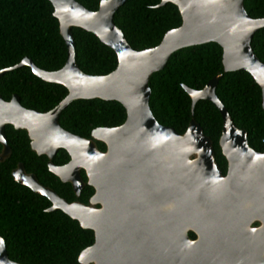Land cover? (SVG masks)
Returning a JSON list of instances; mask_svg holds the SVG:
<instances>
[{"label": "water", "instance_id": "obj_1", "mask_svg": "<svg viewBox=\"0 0 264 264\" xmlns=\"http://www.w3.org/2000/svg\"><path fill=\"white\" fill-rule=\"evenodd\" d=\"M66 45V60L56 70L39 68L29 57L0 68L6 72L29 66L47 82L62 84L66 96L41 112L24 107L19 95H0V162L11 153L5 125L24 129L30 147L46 155L48 170L69 182L76 196L85 183L94 188L88 204L68 202L39 182L18 162L11 174L16 182L51 202L94 232V241L78 255L80 264H264V152L248 145L247 131L238 128L215 88L222 77H211L201 89L182 87L191 98V112L200 99L221 113L218 140L227 159V172L217 165L211 139L194 118L183 133L160 124L149 107V79L176 50L216 42L222 48L224 72L246 70L261 88L264 109V62L251 40L264 27V17L252 18L243 0H160L175 4L181 24L165 32L154 47L135 50L114 23L126 0H100L96 10L76 0H49ZM72 27L94 34L112 48L116 67L107 74H88L75 60ZM116 100L126 111L122 124L99 126L91 137L74 134L59 124L61 111L76 99ZM95 141L105 144L100 150ZM59 148L69 161H51ZM86 174V182L81 176ZM254 222H259L253 226ZM188 231L196 234L190 239ZM0 264H21L8 257L0 236Z\"/></svg>", "mask_w": 264, "mask_h": 264}, {"label": "trees", "instance_id": "obj_2", "mask_svg": "<svg viewBox=\"0 0 264 264\" xmlns=\"http://www.w3.org/2000/svg\"><path fill=\"white\" fill-rule=\"evenodd\" d=\"M90 10L98 8L100 0H76ZM160 0H126L115 12L114 23L123 31L132 48L142 50L156 46L166 31L181 24L177 6ZM252 18L264 17V0H243ZM75 60L88 74H107L117 65L115 51L94 34L72 27ZM256 56L264 62V27L251 40ZM66 45L59 32L49 0H0V68L13 66L29 57L36 66L56 70L66 60ZM222 73L215 93L231 114L235 125L247 131L248 145L264 152V109L261 88L246 70L224 72L222 48L207 42L180 48L173 52L165 66L151 74L149 107L157 121L183 133L191 118L211 139L214 158L222 172L226 160L218 140L221 134V113L207 99H200L191 112V98L182 87L201 89L214 75ZM59 83L47 82L36 76L29 66L14 68L0 77V95L9 100L19 95L21 104L29 109L46 112L67 94ZM126 118L124 106L116 100L76 99L59 115V124L79 136L90 138L92 129L113 127ZM11 153L0 162V236L4 239L8 257L21 264H80L78 255L94 241V232L80 226L61 210L48 211L51 202L11 174L18 162L27 172H33L40 183L55 190L67 200L88 204L94 188L85 183L76 196L69 182H62L48 170L47 156L38 155L30 147L24 129L5 125ZM100 150L106 146L95 141ZM2 145L0 143V150ZM68 152L59 148L51 161L57 165L69 160ZM86 182V174L81 170ZM190 232V237H194Z\"/></svg>", "mask_w": 264, "mask_h": 264}, {"label": "flooded vegetation", "instance_id": "obj_3", "mask_svg": "<svg viewBox=\"0 0 264 264\" xmlns=\"http://www.w3.org/2000/svg\"><path fill=\"white\" fill-rule=\"evenodd\" d=\"M223 156H224V155H223ZM224 158H225V156H224ZM225 160H226V169H225V171L222 172V170L220 169V170H221V173H222L223 175H225L226 172H227V159L225 158ZM68 161H69V160H68ZM68 161H67V162H68ZM216 163H217V162H216ZM217 165H218V164H217ZM219 168H220V167H219ZM258 224H259V222H254L252 225H253V226H256V225H258ZM190 232H192V231H188V232H187L188 237H189L190 239L195 238V237H196V234L193 232L195 236H194V237H190Z\"/></svg>", "mask_w": 264, "mask_h": 264}]
</instances>
